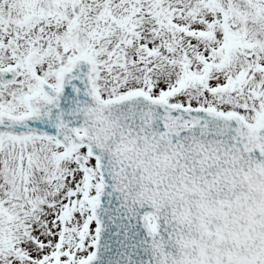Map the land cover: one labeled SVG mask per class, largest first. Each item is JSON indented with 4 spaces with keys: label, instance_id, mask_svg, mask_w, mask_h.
<instances>
[{
    "label": "snow or ice",
    "instance_id": "snow-or-ice-1",
    "mask_svg": "<svg viewBox=\"0 0 264 264\" xmlns=\"http://www.w3.org/2000/svg\"><path fill=\"white\" fill-rule=\"evenodd\" d=\"M0 264H264V0H0Z\"/></svg>",
    "mask_w": 264,
    "mask_h": 264
}]
</instances>
